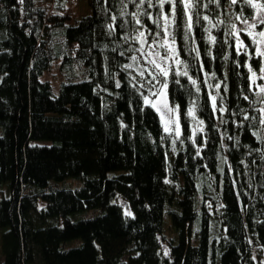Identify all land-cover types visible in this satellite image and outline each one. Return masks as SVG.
<instances>
[{"label": "trees", "instance_id": "16d2710c", "mask_svg": "<svg viewBox=\"0 0 264 264\" xmlns=\"http://www.w3.org/2000/svg\"><path fill=\"white\" fill-rule=\"evenodd\" d=\"M68 2L0 0V264H258L262 57L233 31L251 5L87 0L72 23ZM166 31L164 74L139 34ZM162 86L179 134L146 101Z\"/></svg>", "mask_w": 264, "mask_h": 264}, {"label": "rangeland", "instance_id": "374dc122", "mask_svg": "<svg viewBox=\"0 0 264 264\" xmlns=\"http://www.w3.org/2000/svg\"><path fill=\"white\" fill-rule=\"evenodd\" d=\"M186 3L189 4L190 0H184ZM248 3L252 7V15L248 19H239L233 27V31L236 35L239 32H248L252 35V38L256 44V50L262 57V63L258 71L253 69L251 70L252 77L254 79V83L256 86V90L262 95H264V36H263V29L259 28V25L264 24V4L261 0H247ZM52 8V5L50 6ZM68 10L71 12L72 18L71 22L78 20L82 16L88 14L89 7L87 4V0H72V2H68L67 5ZM164 16V15H163ZM168 16H164L166 21L169 20ZM239 38V37H238ZM139 41H140V53L144 59L150 65L158 68L159 71L167 74L171 68H179V57L177 55L176 47L173 41L169 37L168 31L165 32V36L161 39L152 41H146L144 34H139ZM52 74L59 76V72L56 68H52L50 73L44 75L43 79H48L51 75V84L54 86V91H56L57 81L59 79L56 77L55 79L52 78ZM57 79V80H56ZM262 95V96H263ZM146 101L154 105L157 111L160 114L162 119L164 128L168 131H173L176 134H179V117L177 108L173 106L170 102V99L167 94L166 86L159 87L152 97L146 98ZM263 106H264V96H263ZM199 122L196 121L195 126H198ZM71 183V182H70ZM75 183V182H74ZM61 185L63 183H60ZM117 202L122 204L123 208L127 211V205L125 201L118 196ZM94 210H86L81 213L75 214L73 217H85L90 216L94 213ZM0 238H1V231H0ZM163 250L166 252V242L162 241L161 243ZM252 251L254 256L257 258L258 264H264V259L262 257V253L260 251L259 246L252 243ZM0 256V262H1Z\"/></svg>", "mask_w": 264, "mask_h": 264}]
</instances>
